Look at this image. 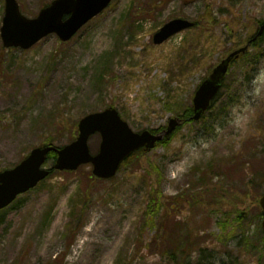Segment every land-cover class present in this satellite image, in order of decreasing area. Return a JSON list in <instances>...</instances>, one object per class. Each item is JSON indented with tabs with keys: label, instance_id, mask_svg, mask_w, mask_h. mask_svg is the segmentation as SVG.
<instances>
[{
	"label": "rangeland",
	"instance_id": "374dc122",
	"mask_svg": "<svg viewBox=\"0 0 264 264\" xmlns=\"http://www.w3.org/2000/svg\"><path fill=\"white\" fill-rule=\"evenodd\" d=\"M51 1L17 0L28 18ZM3 14L0 0V26ZM177 17L195 25L154 44L153 34ZM263 18L264 0H112L68 41L50 33L22 50L0 38V170L35 146L69 143L82 116L110 105L134 131L160 128ZM99 142V134L89 138L91 153ZM158 183L162 210L150 221ZM263 192L264 43L232 64L205 119L135 154L113 179L98 180L83 165L53 171L20 195L0 224V264H173L160 254L173 246L161 241L163 224H182L197 241L190 264L202 251L212 264H264ZM216 209L230 210L224 228Z\"/></svg>",
	"mask_w": 264,
	"mask_h": 264
},
{
	"label": "water",
	"instance_id": "95a60500",
	"mask_svg": "<svg viewBox=\"0 0 264 264\" xmlns=\"http://www.w3.org/2000/svg\"><path fill=\"white\" fill-rule=\"evenodd\" d=\"M111 0H52L41 8L37 15L28 18L19 9L17 0H4V15L0 27V38L5 48L29 49L50 33H56L61 41L69 40L85 23L99 14ZM65 16V17H64ZM193 26L184 18L166 22L154 35L155 44L162 43L172 34ZM264 30V21L257 34ZM247 45L232 49L224 55L199 83L192 96V120H199L211 106L223 83L230 62L244 53ZM181 120L170 117L166 127L158 133L148 130L134 132L113 107L88 113L77 124L78 133L74 140L62 146H37L12 168L0 171V209L8 206L19 194L34 188L50 172L43 165L50 151L56 153L55 170H76L79 166L91 164L92 174L100 179L113 177L121 162L140 148L149 150L155 142L170 134ZM100 135L98 150L90 152L89 137ZM264 231V194L259 199ZM241 216V214H240Z\"/></svg>",
	"mask_w": 264,
	"mask_h": 264
},
{
	"label": "trees",
	"instance_id": "16d2710c",
	"mask_svg": "<svg viewBox=\"0 0 264 264\" xmlns=\"http://www.w3.org/2000/svg\"><path fill=\"white\" fill-rule=\"evenodd\" d=\"M262 20L257 21L256 30L250 32L245 38V41H247V40L250 41V46H249L250 48L259 47L260 44L264 43V30L260 34H257L258 25L262 22ZM246 57H247V54L245 55V58ZM233 63H231V65ZM220 94H221V90L217 94L216 98L213 100V103H212V105H211V107L207 113H209V111L213 108V106H214L216 100L219 98ZM207 113L202 117L201 120H203L207 117ZM191 115H192L191 105H188V106L186 105L185 108L181 111V113L176 115V116L180 117V119L182 120V123L180 124V126H177L175 128V130L173 132H171L170 134L165 135L163 140L156 142L155 147H159L161 145H166L172 139L173 134L181 127V125H183V123L191 121V118H190ZM161 128H162V126L158 129H151V131H158ZM137 154H139V153H137ZM54 157H55L54 152H50L48 154V160L54 159ZM150 169L153 173L154 172L158 173V170L154 165H152ZM39 185H41V183ZM158 196H159V198L161 196L159 183L156 186V188L152 187V189L150 191V199H149V203H148L147 208H146L148 215L151 214V217L149 219L150 221H152L153 217L156 216L162 210V209H160L161 208V201H159ZM157 201H159V202H157ZM16 204H19V202H15L14 206H16ZM170 208H172V206ZM171 210H175V208L173 207ZM6 211H7V209L0 210V224L3 223L4 213ZM216 211L219 214V216L216 220L221 225V227L224 228L228 224V214H229L230 210L228 212H226V211H223L222 209H216ZM168 215H169V211H168V209H166L164 212V215H162L160 217V221L164 222L168 218ZM259 216H261V212L259 213ZM163 225L165 226L164 231H168V229H169V231H168V235L166 232H163L164 234L162 236L161 241H164L166 239V236H167V237H169V239H167V240L171 244H173V246H171L169 248L162 246L160 254L162 256L167 255V257H169V259H171L173 264H190L188 261H186V259L189 255H191V251H192L191 247L194 244H196L197 241H194L189 237V232L182 229L183 228L182 224H179V225L172 224L174 226V228H176V230H173L170 224L167 226L165 224H163ZM172 230L175 231V233H172L171 232ZM223 232H224V230H223ZM260 233L262 234V240L264 241V232L260 231ZM228 234L230 235V237H236L238 235L235 233V231L232 233L229 232ZM247 234L248 233L245 234V230L240 232L242 239L245 238V235H247ZM177 235L180 237L181 242H179V240L176 239ZM194 264H212V261L209 259L208 256L204 255V253L202 251L200 258L197 259ZM224 264H226V263H224Z\"/></svg>",
	"mask_w": 264,
	"mask_h": 264
}]
</instances>
